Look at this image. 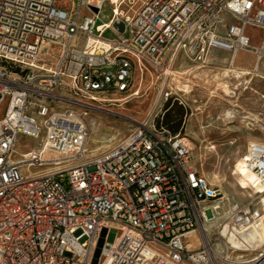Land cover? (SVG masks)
Wrapping results in <instances>:
<instances>
[{"label":"built area","instance_id":"1","mask_svg":"<svg viewBox=\"0 0 264 264\" xmlns=\"http://www.w3.org/2000/svg\"><path fill=\"white\" fill-rule=\"evenodd\" d=\"M71 1L0 0V61L16 68L0 66V264H93L98 250L97 264H184L196 253V264H232L225 250L200 243L191 251V232L200 238L207 208L219 209L211 203L222 195L201 173L192 139L159 129L150 114L94 154L77 108L130 92L137 73L180 55L201 61L216 49L229 53L230 65L254 54L264 78V0H143L133 15L109 0L114 18L101 25L106 0ZM249 26L263 32L259 46ZM108 29L117 37L104 38ZM19 133L43 137L37 151L14 159ZM242 158L264 193V147L252 145ZM228 214L230 234L239 235L259 225L262 211L234 202ZM111 228L119 230L114 242ZM251 260L264 264V249Z\"/></svg>","mask_w":264,"mask_h":264},{"label":"rangeland","instance_id":"2","mask_svg":"<svg viewBox=\"0 0 264 264\" xmlns=\"http://www.w3.org/2000/svg\"><path fill=\"white\" fill-rule=\"evenodd\" d=\"M120 9L133 15L139 9L143 0H122ZM60 6L72 8L71 0H58ZM86 6L82 8L81 19L88 13ZM113 5L106 0L96 20L97 25L110 23L113 20ZM247 34L252 38V44L259 46L263 32L258 28L249 26ZM106 39L117 37L112 29L102 33ZM255 55L242 52L233 64L239 69H248L250 75L234 78L225 75V68L230 66L229 53L222 50H212L204 60L194 61L180 55L176 61L163 68L144 74H136L135 86L128 93L106 94L100 100L87 103L78 109L81 117L89 126L90 133L86 141V149L91 153H98L118 144L138 124L143 122L150 114L158 119L165 111L167 99H175L186 109L182 133L189 136L198 157L201 173L211 185L221 191L219 200L211 205L219 204V209H211V220L205 221L203 227L209 239L225 259L238 263L251 259L263 250L238 251L228 249L220 240V225L229 221V206L234 202H251L260 207L257 198L245 199L234 190L236 179L233 175L235 161L248 149L250 139H256L264 144V78L253 70ZM264 64V61H263ZM187 68L191 71L181 78V82L190 85L189 92L180 91L178 84L167 74V70ZM198 66H201L198 68ZM203 66V67H202ZM227 86V87H226ZM169 94L166 96V94ZM232 112V117L226 114ZM194 132L200 141L191 137ZM43 134L38 137L19 133L14 145L13 158L21 159L29 151H37ZM92 139L106 140L105 143H95ZM207 147H212L207 150ZM47 153L46 156H52ZM40 168L31 169L32 172ZM23 172L29 170L23 168ZM220 176V181L214 177ZM222 185L229 189V197L224 198ZM119 230L111 228L108 242H114ZM197 254V255H196ZM193 254L194 259H186L184 264H196L198 253ZM245 256L244 258H237ZM237 258V259H236ZM246 264V263H242Z\"/></svg>","mask_w":264,"mask_h":264},{"label":"bare ground","instance_id":"3","mask_svg":"<svg viewBox=\"0 0 264 264\" xmlns=\"http://www.w3.org/2000/svg\"><path fill=\"white\" fill-rule=\"evenodd\" d=\"M116 2L119 4V0H112V3H116ZM117 13H119V10L117 11ZM201 27H202V23H198L195 26L192 37H191V42H190L191 46H193V42H195L196 38L198 37ZM200 67L201 66H198V68ZM190 71L191 70L187 68H183V69L178 68L177 70H174L171 65V68L167 70V74L169 73V75L172 76L173 81L178 84L180 91L188 93L190 91L189 90L190 85L188 83L182 84L180 80L182 77L186 76ZM250 74H251L250 70L239 69V68H236L234 65H230L228 68H225L226 76L232 75L234 78H238V79L245 75H250ZM226 114L228 115V117H232L231 111H228ZM189 134L194 139H197L200 141L199 136L195 134L194 132H189ZM91 141L95 143L107 142L106 140H98V139H92ZM252 145L264 147V144L259 142L256 139H250L248 143V148ZM209 148H212V147H207V150ZM242 156H240L234 163L233 175H234V178L236 179L237 184L233 188L237 193H239V195H241V197L245 199L257 198L259 200V203H260L259 208L262 211L261 220L257 227L255 228L248 227L243 232H241L239 235L236 234L235 232H232L230 234L229 223L228 221H224L220 225L219 237H220V240L224 242L226 245H228L230 249H235L238 251H249V250L257 251V250H260L261 247H264V193H262L263 190H259L258 188H254L252 186L253 173L245 166ZM214 177L217 178L218 181H220V176L214 174ZM221 186L223 187L224 198L228 199L229 189L225 188L222 185V183H221ZM215 208H218V206L208 207L207 211L210 213L211 209H215ZM209 216L211 217V214ZM209 216L207 218V221L211 220ZM199 236L200 238L198 237L197 232L195 231L191 232L190 234L191 251H198L200 249L199 244L202 243L206 247L209 246V250L213 251L215 254L221 253L219 252V250H217V248L214 249L213 247H211L208 235L205 232V228H202L200 230ZM244 257L245 256H239L237 258H244ZM228 259H233V257H228ZM250 261L252 260L248 258L238 263H241V264L249 263ZM232 264H236V263H232Z\"/></svg>","mask_w":264,"mask_h":264},{"label":"trees","instance_id":"4","mask_svg":"<svg viewBox=\"0 0 264 264\" xmlns=\"http://www.w3.org/2000/svg\"><path fill=\"white\" fill-rule=\"evenodd\" d=\"M0 66H6L11 70H16L12 64H8L4 61H0ZM186 116V109L183 105L175 99H167L165 103L164 113L157 119H155V125L159 129H165L172 134H183L184 118Z\"/></svg>","mask_w":264,"mask_h":264},{"label":"water","instance_id":"5","mask_svg":"<svg viewBox=\"0 0 264 264\" xmlns=\"http://www.w3.org/2000/svg\"><path fill=\"white\" fill-rule=\"evenodd\" d=\"M95 11H97V9H95ZM115 26H117V28L119 29L120 32H123L124 31V23L123 22H115ZM106 229L104 230L103 234L105 233ZM99 250L96 252V258L94 260V263L93 264H97V258L99 256Z\"/></svg>","mask_w":264,"mask_h":264}]
</instances>
